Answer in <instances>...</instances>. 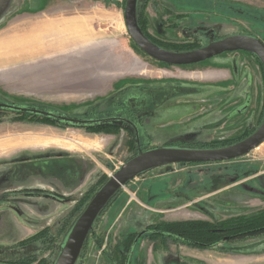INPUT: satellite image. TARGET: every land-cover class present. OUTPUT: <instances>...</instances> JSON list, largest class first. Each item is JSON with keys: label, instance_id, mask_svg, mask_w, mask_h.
Segmentation results:
<instances>
[{"label": "rangeland", "instance_id": "rangeland-1", "mask_svg": "<svg viewBox=\"0 0 264 264\" xmlns=\"http://www.w3.org/2000/svg\"><path fill=\"white\" fill-rule=\"evenodd\" d=\"M25 1L0 0V101L16 105L42 106L61 114L87 116L89 110L90 113L97 114L113 111L112 105L108 106L109 103L106 105V102L120 99L127 106L143 109L141 114L150 119L151 123L147 124L146 128L148 136L152 138L153 149L181 147L170 143L192 142L210 134L211 140L216 137L236 139L244 132L250 134L256 129L258 114L263 104L264 79L261 65L256 60L252 59L251 63H246L248 67L244 66V61H250L251 55L240 52L223 54L185 69L190 72L201 71L198 73L200 76L204 72L212 71L228 74V77H220L215 83L203 82L200 79L192 80L194 82H190L193 85L191 87L187 85L191 92H197V88L200 90L198 92H207L200 95L204 100L213 97L211 93L215 92V115L218 116L215 120L209 119L212 112L204 116L203 112L186 105L165 109L163 96L155 94L157 98L146 99L136 87L141 85L146 88L149 81L188 80L191 74L159 64L136 46L125 23L126 0H62L53 7L46 3L42 8H39V2L31 6L25 5ZM229 1L242 4L245 12L251 13V17L246 16V13L240 16L236 11L229 14L216 11L209 14L211 17L201 20L206 13L180 8L179 0H150L146 6L144 3V9L142 8L143 22L149 32L167 42V46L175 48H187L194 46L196 42L208 46L217 41L207 37L213 32L220 37L235 34L263 37L261 20L263 21L264 0ZM199 7L202 8V5ZM74 16L78 20L86 21L84 28H76V36L83 34V37L87 38L86 49L79 50L82 55L75 58H64L69 52L67 48L58 51L60 29L49 28L48 31H40L38 38L28 39L21 38L22 33L19 31H13L16 28L25 30L31 25L46 28V25L52 26L59 22V18ZM191 18L198 20L199 26L188 24V19ZM187 25L190 26L189 29H185ZM10 42H13L10 44L12 50L6 46ZM27 43L34 44L35 47ZM41 49L42 56L26 60L40 54ZM238 73H241L242 78L249 73L252 90L237 94L235 92L234 98L233 90H237L241 82ZM99 74H102V79H97ZM256 88L261 92H256ZM246 94L252 98L257 94L262 96L260 103L256 99V104L259 103L256 118V110L252 112V106L242 117H236L237 114L232 112L233 107L237 108L244 103ZM204 104V111L211 109L213 105ZM225 116H231V119L224 122L220 117ZM0 120V138H12V151L22 148H38L33 150L44 152L43 154L62 152L64 148L75 152L86 151L93 155L102 171L107 174L100 176L101 180L106 177L104 182L137 153L133 132L121 130V126H117V130L110 134L106 131L58 128L52 124L37 123V126L31 124L32 121L22 123L20 121L26 119L8 114L2 109ZM140 121L145 127L144 120ZM213 123L214 130L209 126ZM219 132L223 134H218ZM144 133L146 146L149 137L146 131ZM55 136L63 138L61 147L56 145L59 140H55L56 144L48 148L41 147L42 144L48 145L45 142H50V138ZM91 140L97 144L96 147L92 146L90 149L81 144H93ZM77 164L81 165V162L77 160ZM261 174L264 175V143L249 155L231 162L205 166L169 165L154 169L139 177L137 185L133 184L124 189L101 215L77 264H113L114 260L118 263L121 258L118 248L125 242L128 232L139 233L146 229L147 224L159 220V217L166 221L207 220L215 221L216 224L233 217L259 213L264 210V196L257 198L258 196L251 195L249 187L260 183L262 188L258 189H263L264 179H260ZM144 181L147 183L143 184ZM72 183L71 180L68 182L70 186ZM148 185L152 188L148 189L149 191L143 190ZM200 185L205 186L187 192ZM139 187L142 192L136 194ZM165 187L166 194L171 198L157 202L155 207L143 201L145 197L153 201ZM213 194L215 195L212 196ZM131 199L134 201L129 205ZM83 203L80 202L72 208L74 213L70 215L69 225L88 204ZM80 209L81 212H76ZM58 226L44 228L51 232L49 249L44 253L46 264H53L57 259L59 246L69 228L66 226L61 229ZM20 242L10 246H18ZM3 246L5 247L0 248L1 260H15L38 254L42 248L39 243L14 248ZM153 247V242L143 240L138 247L139 260L134 259L132 264H264V236L243 241L225 240L210 249L172 244L167 253L159 250L153 253ZM157 247L164 250L161 246Z\"/></svg>", "mask_w": 264, "mask_h": 264}, {"label": "crops", "instance_id": "crops-1", "mask_svg": "<svg viewBox=\"0 0 264 264\" xmlns=\"http://www.w3.org/2000/svg\"><path fill=\"white\" fill-rule=\"evenodd\" d=\"M60 1L62 0H26L25 5L30 4L32 6V4L39 2L41 3L39 8L44 7L46 3L53 7V5L59 4ZM58 21L52 26L46 25L47 29L39 25L26 27L25 30L19 31L22 33L20 37H25L26 39L38 38L40 31L45 32L49 28L50 30L51 28L53 30L60 29L61 33L58 35L59 40L57 42L58 51H63L64 48L69 50L66 56L64 55V58L81 56L82 53L79 50L86 49L87 38H84L83 34L80 37L76 36V28H84L86 21L78 20L76 16L62 17ZM42 55L43 51L41 49L40 54L26 60H34ZM101 75L99 74L97 79H102L103 76ZM203 75L206 78V82L213 83L221 76H227L224 72L219 71L204 72ZM10 138L8 136L0 138L1 245H13L45 227L54 228L58 221L74 207L75 203L73 201L81 197L104 173L93 155L86 151L75 152L67 148H64L62 152L52 150L54 152H45L46 154L33 150L38 148H22L12 151ZM61 139L63 140L62 137L55 136L50 138V142H45L48 145L42 144L41 147L48 148L50 145L56 144L55 140H59V144L56 145L61 147ZM87 140L84 139V141ZM91 142L93 144H81L85 147L88 146L90 149L92 146H97L92 140ZM77 160L81 162V165L77 164ZM89 165H91L90 170ZM70 180L71 183L73 180V185L71 186L68 184ZM34 188L60 192L68 198L65 201H58L42 195H27L23 193L27 189ZM174 263L172 262V264Z\"/></svg>", "mask_w": 264, "mask_h": 264}, {"label": "water", "instance_id": "water-1", "mask_svg": "<svg viewBox=\"0 0 264 264\" xmlns=\"http://www.w3.org/2000/svg\"><path fill=\"white\" fill-rule=\"evenodd\" d=\"M142 2L143 0H126L124 18L132 41L148 57L170 66H189L205 62L224 53L242 51L258 58L264 67V42L260 38L251 35L240 34L229 36L217 40L204 48L190 52H175L160 47L151 41L140 27L138 10ZM0 108L11 112H22L53 118L65 124H82L81 121L49 110L45 112L37 108L15 104H0ZM263 143L264 122L251 136L226 147L206 149L165 147L141 151L138 155L125 162L98 188L68 229L65 238L59 246L57 259L53 264L78 263L96 221L116 194L132 181L154 169L169 165L211 164L235 161L249 155ZM2 261L8 260L0 259V262Z\"/></svg>", "mask_w": 264, "mask_h": 264}, {"label": "flooded vegetation", "instance_id": "flooded-vegetation-1", "mask_svg": "<svg viewBox=\"0 0 264 264\" xmlns=\"http://www.w3.org/2000/svg\"><path fill=\"white\" fill-rule=\"evenodd\" d=\"M179 1H180V8L189 9L191 11H196L197 13H200V12L206 13V14H203L204 16H202L201 20L204 19L205 17H211L209 14L210 13L213 14V13H215L217 11V9L206 10V9H203V8H200V7H198V8H195L194 7L195 8L194 9L191 5H189L187 3L186 0L184 2H182L183 0H179ZM149 2H150V0H143V2L141 3L142 8H143L144 3H145V6H146ZM215 6H216V3H215ZM197 13H195V14H197ZM206 15H209V16H206ZM188 21H189L188 24H190L193 27L199 26V24L197 22L198 20H194V19L191 18V19H188ZM185 27H186L185 29H189L190 28V26H188V25L185 26ZM147 33L149 34L148 37H149V39L151 41L155 42L157 45H163V46H166L167 47V44H166L167 42H163V40L161 38H159L156 35H153V33L149 32L148 30H147ZM235 35H240V34H235ZM198 36L201 37V35H199V34H198ZM231 36H233V35H231ZM207 37L208 38L217 39V40H221V39L226 38V37H229V36L220 37V36L214 34V32H213V34L211 33V35L210 36H207ZM204 47H206V46L203 45L202 42H196L194 46H190V47H187V48L192 49V50H198V49H201V48H204ZM234 53H237V52L224 53V54H234ZM240 53L249 54L247 52H242V51H240ZM249 55H251V54H249ZM243 56H245V55H243ZM251 56L253 58L251 57L250 58V61H244L245 62V65L244 66H247L248 67V65L246 63H248V62L251 63V60L252 59L253 60H256L261 65V62L258 60V58L254 57L253 55H251ZM212 59H209V60H212ZM209 60H207V61H209ZM154 61H156V60H154ZM207 61H205V62H207ZM156 62H158V61H156ZM158 63H160V62H158ZM202 63H204V62H202ZM161 64H163V63H161ZM198 64H201V63H198ZM195 65H197V64H195ZM165 66H167L168 68H173L174 67V68L181 69V70H183V71L188 72L189 74H191V77H189V74H188L187 75V77H189L188 80H186V79H184V80L164 79V80L159 81V82H151V81H149V83H146V88L140 85V86L136 87V89H139L140 92H142V94L145 96L146 99H150L151 97L153 99L157 98L158 96H155V94L159 95V97L163 96L164 97V108L165 109H167L168 107H172L173 108V106H176V105H186V106L192 107L193 109L196 108V110L203 112L204 113V116L207 113L212 112V116L209 117V119H214L215 120V117L217 116V115H215L217 113V112H215V98H214L215 92H212L211 93L212 96L214 95L213 97H210L209 99L204 100V99H202L200 97V95L202 96L204 93H207V92H198L200 90L198 88L196 89L195 87L194 88L196 89L197 92H191V90H189V87L193 86L192 83H190V82H194L192 80H200L201 79L203 82H206L205 76L203 74H202V76H200L198 74L201 71H198V72H190L188 70H185L188 66H170V65H166V64H165ZM189 66H193V65H189ZM261 66H263V65H261ZM261 69H262V67H261ZM263 69H264V67H263ZM263 69H262V74H263V79H264ZM238 76H240L241 82L238 85L237 90H233V94H234L233 97L234 98H235V92L237 94V92H250L252 90V88L250 87L251 86L250 85L251 82H250V80L248 78L249 77V73H248V76H245L243 78H242L241 73H238ZM221 77H223V76H221ZM226 77H228V74H227ZM181 82L182 83H185V84H182ZM203 82H201V83H203ZM187 85L189 87H187ZM122 91H124V90H122ZM122 91H120V92L122 93ZM255 91L256 92H261L258 88H256ZM198 97L201 98V99H198ZM228 97H229V95H228ZM245 97H246V100L244 101V103L241 104V105H239L237 108L233 107L234 111H232V112H234L235 114H237L236 117H242L247 112H249V109L252 106V108H253L252 112L254 110H256V112H255V118H256L257 111H258V106H259L260 99L262 98V96L261 95L259 96V94H257V96H255L254 98H252L251 95H249V94L247 95L246 94V96H244V98ZM256 99L259 102L258 105L256 104L257 103L256 102ZM234 102H235V100H234ZM108 103H109L108 106H111L112 105V107L114 108V110L113 111H108V112H105V111L104 112H101V113H99L100 115L97 114V113H92V112H91L92 113L91 114L90 113V110H89L87 116H85V115H67V114H61V113H59V112H57L55 110H51V109H48V110L49 111L57 112V113H59L61 115H66V116H68V117H70L72 119H75L77 121H81L82 122V124H80V125H76V124L73 125V124H70V123L69 124H65V123H63L61 121H57V120H55L53 118H50L51 121H53L54 124L57 125L55 127H58V128L59 127H64V128H67V129L70 128V129H80V130L83 129V130H87L88 131V129H91V128H95L96 129V128H99L101 126H105V127H101V128L108 129V130H111L110 132H113V131L117 130V126H121V130H124L125 132H130V131L133 132V135H134V138H135L136 149H137L136 155H138L141 151H148V150L153 149L151 147L152 138L150 136H148L147 128H146V125L149 124V123H151V122H150V119H148V117L145 116V114L144 115L141 114V110H143V109H140L138 107L127 106L124 103H122L120 101V99L118 101H114V100L107 101L106 102V105ZM204 103H211L213 105H212L211 109L204 111L203 110V108L205 107V104ZM0 104H7L8 105V104H11V103H5V102L0 101ZM39 110H42V109H39ZM3 111H6V110H3ZM44 111L46 112V110H44ZM6 112L8 114L16 115L17 117H21V115H22V114H17L19 112H11V111H6ZM250 114H248V116ZM30 115H32L31 118L32 117L35 118L33 114H30ZM258 117L259 118H258L257 121H259V122H258V125L256 126V129L252 133H250V134H247L246 132H244V134H242L241 136H239V138H236V139H230V138H224V139H222L221 137L220 138L219 137H216V138H213L214 140L213 139L211 140V139H209V137L212 134H210L208 136H205L203 138L201 137L200 139L195 140V141H192V142H186V141L178 142V141H175V142L170 143V144H175V145H179V146H190V145L192 146V145L198 144V143H210V142L217 143L219 141L220 142H225L226 141L225 143H230L232 145V144L238 143V142L246 139L247 137H249L252 134H254L258 130V128L264 122V92H263L262 109L259 111ZM216 118H218V116ZM220 118H222V120L224 122H226V121H229L231 119V116H225V117H220ZM255 118H254V120H255ZM140 119H143L144 120L145 127L142 125V122L140 121ZM20 122H22V123L23 122L28 123L30 121L24 120V121H20ZM30 123L38 126V124L35 123V122H30ZM79 126H82V127H79ZM209 126H210V128L212 130L215 129V123H213V124H211ZM144 131H146L147 136L149 137V141L147 142L146 146H144V142L146 140V136H145ZM110 132H107V133L110 134ZM213 132H215V131H213ZM220 133H222V132H219L218 134H220ZM215 135H217V134H215ZM218 139H221V140H218ZM149 144H150V147H149ZM167 145H169V144H167ZM136 155H133V157H135ZM223 163H225V162H223ZM211 164H215V163H211ZM211 164L209 163V164H185V165L205 166V165H211ZM179 165H182V164H179ZM104 174H106V173L104 172ZM111 175H109V176H111ZM102 179H103V177H102ZM260 179H264V175L263 174L260 175ZM100 181H101V178H99L93 185H91L85 191V194L84 195L82 194L81 197L75 199L73 201L75 203L74 204V207H75V205H78L80 202L81 203L83 202L82 201L83 198L85 197V195L89 191H91L93 188H99V187H101L104 184V183H101ZM137 181H139V178L136 179V180H134V181H132L128 186H126L125 188H122L121 190L123 191L124 189H128L133 184L134 185H137L136 184ZM145 183H147V182L144 181L143 184H145ZM259 184L260 183H257L255 186H253V187L250 186L249 187L250 188L249 189L250 194L253 195V196H256V197L258 196L257 198H259L260 196H262V197L264 196V187H263V189H258L259 187H261V185H259ZM204 186L205 185L194 186V188H192L190 190H188V189H186V190H188L187 192H192L193 190H196V189H198L200 187H204ZM151 188H152V186L151 185H148L143 190L146 189L147 191H149L148 189H151ZM166 190H167V188L165 187V189H164L165 193H164V191H161L160 194L157 196V198H155L153 201H152V199L151 200H148L146 197H145V200H143V201H146V203L148 205H151V207H155V204H157V202L160 203L161 201H166L167 199L171 198V196L168 193L166 194ZM136 191H137L136 194H140L142 192L140 187L137 188ZM23 193H26L27 195H42V196L49 197V198H52V199H57L58 201H65L68 198V197L64 196L63 194H61L60 192H53V191H47V190H43V189H36V188H34V189H27ZM214 195L215 194H213L212 196H214ZM69 199H72V198H69ZM133 201H134V199H131L128 202V204L130 205ZM72 211L73 210L71 209L62 219H60L58 221V224H57V225H59L58 228H61L62 229V227H60V225H61L60 222L64 218H66ZM185 221H207V220L166 221V220H162L161 217H159V220H157L156 222L147 224L146 228L148 226L154 225V224L159 223V222H185ZM209 222H215V221H209ZM42 230L36 232L35 234L29 236L28 238H26L24 240H22L19 243L18 246L11 247L10 245H8L7 247L14 248V247L27 246L28 244L22 243V242H24V241L32 238L36 234L40 233ZM145 230H143V231H141L139 233H142ZM134 233H138V232H136V231H129L128 232V234H134ZM4 247L5 246H3V245L0 244V248H4ZM163 248H164V250H160L159 248L157 250H159V251H165L166 253L169 252V250H170V246L168 248H165V247H163ZM155 249H156V246L154 245L153 250H152L153 253H155L157 251ZM81 256H82V254H81ZM81 256H80V258H81ZM44 257H45V255L43 254V255H40L37 258L39 260H42V259H44ZM80 258H79V260H80ZM134 259L135 260H139L138 249L136 250V253H134V255H133L132 259H131V262L129 264H132L133 261H134ZM0 264H2V263H0Z\"/></svg>", "mask_w": 264, "mask_h": 264}, {"label": "trees", "instance_id": "trees-1", "mask_svg": "<svg viewBox=\"0 0 264 264\" xmlns=\"http://www.w3.org/2000/svg\"><path fill=\"white\" fill-rule=\"evenodd\" d=\"M186 1L193 8L195 6H197L198 8L200 5H202V8L206 10H211V9L213 10L215 8L217 9V11L219 12L222 11L225 14H229L233 11H236L237 13L240 14V16L246 13V16L251 17V13L245 12L246 9L243 8V5L236 4L235 1L234 2L229 1V0H216V1L215 0H186ZM215 3H216V6H215ZM143 9H142V5H140L139 10H138V21H139L140 27L142 28L143 33L148 37L149 34L147 33L146 23L143 22V14H144ZM262 13L264 14V12ZM261 26L264 29V15H263V21L261 20ZM246 35H251V36L260 38L264 42V35L263 37H258L257 35H253V34H246ZM159 46L166 50L175 51V52L194 51L189 48H175V47H170V46L166 47L163 45H159ZM161 65L165 66V64H161ZM261 67L263 69V66ZM263 73H264V69H263ZM23 106L38 108V109H42L43 111L48 110V108H45L42 106H31V105H23ZM17 114H22L21 119H26L32 122L36 121L35 123L55 125L54 122L51 121L50 118H47L44 116L33 114L35 118L33 117L31 118L32 115H30L29 113L19 112ZM1 122L2 121L0 120V123ZM101 127H105V126H101ZM101 127L96 128V129L91 128V129H88V131H94V132L96 131L110 132L111 131V130L104 129ZM229 145L231 144L217 142V143H198L192 146L190 145V146H181V147L206 149V148L226 147ZM182 165L184 166L185 164H182ZM105 178L106 177H104L100 182L105 183L107 181V180L105 182L103 181ZM121 192L122 190H120L116 194V196L111 200V202L108 204V206L105 208V210L103 211L101 215H103L105 211L111 206V204L117 200V198L121 195ZM95 193H96V190L93 188L91 191H89L85 195L82 201L85 204L88 203ZM81 210L82 209L76 210V212L79 213L81 212ZM73 213L74 211H72L66 218H64L60 222L62 229H64V227L66 226L70 228V226L72 225V224L69 225L70 220H71L70 215H72ZM50 233L51 232H49L48 229H44L43 231L36 234L32 238L22 242L28 245L39 243L42 248L38 254L25 256L23 258H19L15 260L11 259L5 262L2 261L0 263L2 264H34V263L35 264H46V261L44 259L39 260L37 257H39L40 255H43L49 249V245H50L49 238H51ZM261 236H264V210L256 214L242 215V216L226 219L216 224L215 222H209V221L159 222L154 225L148 226L146 230L142 233L129 234L126 237L125 242L122 243L121 246L118 248L119 249L118 253L121 256L119 262L117 263L114 260L113 264H129L131 262V259L134 253H136V250L138 249L140 243L143 240H149L153 242L154 245L165 247V248H168L172 244H175V245L179 244V245H184V246H188L191 248H197V249H210L222 243L225 240H228V241H238V240L241 241L242 240L243 241V240L255 239ZM157 246L156 248L158 249Z\"/></svg>", "mask_w": 264, "mask_h": 264}, {"label": "bare ground", "instance_id": "bare-ground-1", "mask_svg": "<svg viewBox=\"0 0 264 264\" xmlns=\"http://www.w3.org/2000/svg\"><path fill=\"white\" fill-rule=\"evenodd\" d=\"M36 26V25H35ZM19 28H16L15 30H13V31H20V30H18ZM21 29V28H20ZM11 43H13V42H10V43H7V47H10V49H11V46H10V44ZM24 43V42H23ZM15 45V44H14ZM30 46V45H29ZM26 47V46H25ZM33 47H35V45H33ZM38 49V48H37ZM12 50V49H11ZM24 51V50H23ZM33 52V51H32Z\"/></svg>", "mask_w": 264, "mask_h": 264}]
</instances>
